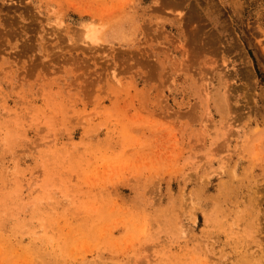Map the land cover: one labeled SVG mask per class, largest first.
I'll return each instance as SVG.
<instances>
[{"label":"rangeland","instance_id":"obj_1","mask_svg":"<svg viewBox=\"0 0 264 264\" xmlns=\"http://www.w3.org/2000/svg\"><path fill=\"white\" fill-rule=\"evenodd\" d=\"M0 264H264V0H0Z\"/></svg>","mask_w":264,"mask_h":264},{"label":"bare ground","instance_id":"obj_2","mask_svg":"<svg viewBox=\"0 0 264 264\" xmlns=\"http://www.w3.org/2000/svg\"><path fill=\"white\" fill-rule=\"evenodd\" d=\"M95 29V28H94ZM93 31V34H95V31L94 30H92ZM92 31H90L91 33H92Z\"/></svg>","mask_w":264,"mask_h":264}]
</instances>
